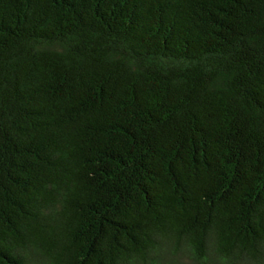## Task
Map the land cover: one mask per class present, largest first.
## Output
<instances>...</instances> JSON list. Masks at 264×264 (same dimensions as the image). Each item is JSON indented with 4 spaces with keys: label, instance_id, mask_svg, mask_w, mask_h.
<instances>
[{
    "label": "trees",
    "instance_id": "16d2710c",
    "mask_svg": "<svg viewBox=\"0 0 264 264\" xmlns=\"http://www.w3.org/2000/svg\"><path fill=\"white\" fill-rule=\"evenodd\" d=\"M0 264H264V0H0Z\"/></svg>",
    "mask_w": 264,
    "mask_h": 264
}]
</instances>
